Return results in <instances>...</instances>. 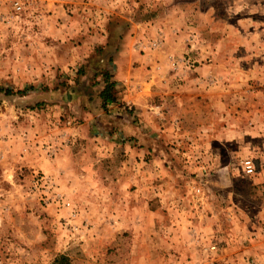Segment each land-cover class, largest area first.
Listing matches in <instances>:
<instances>
[{
  "label": "rangeland",
  "instance_id": "obj_1",
  "mask_svg": "<svg viewBox=\"0 0 264 264\" xmlns=\"http://www.w3.org/2000/svg\"><path fill=\"white\" fill-rule=\"evenodd\" d=\"M0 85V264H264V0H0Z\"/></svg>",
  "mask_w": 264,
  "mask_h": 264
},
{
  "label": "trees",
  "instance_id": "obj_2",
  "mask_svg": "<svg viewBox=\"0 0 264 264\" xmlns=\"http://www.w3.org/2000/svg\"><path fill=\"white\" fill-rule=\"evenodd\" d=\"M103 57L99 58L101 61ZM107 62L112 61L113 57L108 56ZM98 60V61H99ZM102 63V61L100 62ZM103 65L99 67V70L93 71V76L96 78V85L100 82H103L102 88L97 93V97L99 98V107L106 111L108 105L112 103L118 102V93H119V87L117 84V81L113 78L112 74L110 73L109 69L105 67V63H102ZM87 70L84 69V67L80 66V68L76 71L77 75L79 77L84 76ZM100 75L99 81H97V77ZM24 89H13L11 87H4L0 85V94H3L5 96L15 95V94H24ZM51 264H70V259L66 254H58L55 256Z\"/></svg>",
  "mask_w": 264,
  "mask_h": 264
},
{
  "label": "crops",
  "instance_id": "obj_3",
  "mask_svg": "<svg viewBox=\"0 0 264 264\" xmlns=\"http://www.w3.org/2000/svg\"><path fill=\"white\" fill-rule=\"evenodd\" d=\"M119 54H121V51H118L117 52V54L115 55V56H113V61H110L109 62V64L110 65H112V64H116V65H118V63L120 62V57H119ZM113 55V54H112ZM102 61V63H104L105 62V58L103 57V59L101 60ZM105 67L107 68V69H109V71H110V73L112 74V76H113V78L115 79V78H117V77H120L121 76V73L118 71V69H114V67H113V70H114V72L113 71H111L110 70V66H107V65H105ZM112 67V66H111ZM93 76V73L92 74H90V73H88V74H86V77H92ZM99 79H100V75L97 77V81H99ZM122 81V80H121ZM117 84H119L118 82H117ZM102 85H103V82H100L99 84H97V86H95V87H89V88H87L88 89V91H89V89L91 90V91H93V95H94V98H93V101H91L90 99H89V96L88 97H84V101L87 103H89V105H90V103H95V105H98L99 104V98L97 97V93L99 92V90L102 88ZM118 87H119V85H118ZM86 89V90H87ZM93 89V90H92ZM122 90H123V88H121ZM118 100L119 101H121V102H125L126 104H128V100L126 99V95H122V91H119V93H118ZM112 106V105H111ZM111 106H109L108 105V107H111ZM113 111V113L115 112L114 110H112ZM119 123H120V120H119ZM119 213V212H118ZM119 215V214H118Z\"/></svg>",
  "mask_w": 264,
  "mask_h": 264
},
{
  "label": "built area",
  "instance_id": "obj_4",
  "mask_svg": "<svg viewBox=\"0 0 264 264\" xmlns=\"http://www.w3.org/2000/svg\"><path fill=\"white\" fill-rule=\"evenodd\" d=\"M157 108H158V106H157ZM241 170H242L243 174H245V175H252L254 173V170H255V166H254L253 160L250 159V158L242 159V161H241ZM193 190L196 193H200V188L199 187H193ZM214 248H215V245H212L210 247V249H214Z\"/></svg>",
  "mask_w": 264,
  "mask_h": 264
}]
</instances>
